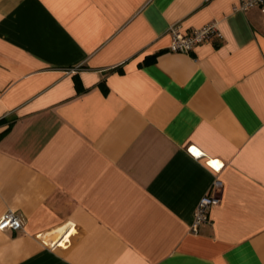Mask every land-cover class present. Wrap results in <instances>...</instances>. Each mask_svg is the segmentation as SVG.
<instances>
[{
    "label": "crops",
    "instance_id": "1",
    "mask_svg": "<svg viewBox=\"0 0 264 264\" xmlns=\"http://www.w3.org/2000/svg\"><path fill=\"white\" fill-rule=\"evenodd\" d=\"M239 2L0 0V217L23 223L0 264H264V19ZM176 22L221 37L170 52Z\"/></svg>",
    "mask_w": 264,
    "mask_h": 264
},
{
    "label": "built area",
    "instance_id": "2",
    "mask_svg": "<svg viewBox=\"0 0 264 264\" xmlns=\"http://www.w3.org/2000/svg\"><path fill=\"white\" fill-rule=\"evenodd\" d=\"M238 9L246 10L251 7H258L264 19V0H240ZM171 40L167 47L170 52L190 53L195 45L209 40L214 34L221 37V33L215 22L207 23L201 27L192 29L191 32H183L180 22L172 23L169 26ZM216 185V184H215ZM216 201L214 190L203 194L195 207L191 230L197 231L199 225L210 218V210ZM23 223L19 214L13 210H7L0 217V229L10 228L22 229Z\"/></svg>",
    "mask_w": 264,
    "mask_h": 264
},
{
    "label": "snow or ice",
    "instance_id": "3",
    "mask_svg": "<svg viewBox=\"0 0 264 264\" xmlns=\"http://www.w3.org/2000/svg\"><path fill=\"white\" fill-rule=\"evenodd\" d=\"M189 151L191 153H193L194 155H196L197 157L200 155V153L194 147L190 148ZM210 164H211V166L215 167L217 162L216 161H210Z\"/></svg>",
    "mask_w": 264,
    "mask_h": 264
}]
</instances>
